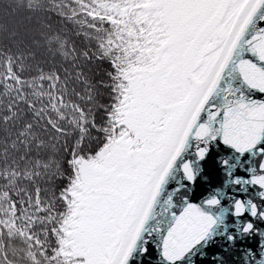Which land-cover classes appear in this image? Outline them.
Returning <instances> with one entry per match:
<instances>
[{
	"label": "snow or ice",
	"instance_id": "obj_1",
	"mask_svg": "<svg viewBox=\"0 0 264 264\" xmlns=\"http://www.w3.org/2000/svg\"><path fill=\"white\" fill-rule=\"evenodd\" d=\"M0 264H264V0H0Z\"/></svg>",
	"mask_w": 264,
	"mask_h": 264
}]
</instances>
